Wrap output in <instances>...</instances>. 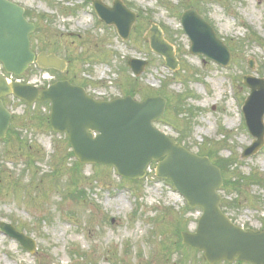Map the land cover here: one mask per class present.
Returning <instances> with one entry per match:
<instances>
[{"label":"rangeland","instance_id":"obj_1","mask_svg":"<svg viewBox=\"0 0 264 264\" xmlns=\"http://www.w3.org/2000/svg\"><path fill=\"white\" fill-rule=\"evenodd\" d=\"M93 1L15 0L40 27V51L69 61L61 76L34 67L23 80L67 78L98 99L132 90L137 100L162 95L168 105L156 126L221 169L222 208L237 225L264 230V146L241 158L254 141L243 114L250 94L243 77L264 78V0H121L138 14L127 41L100 22ZM190 6L231 49L228 68L189 53L181 16ZM152 24L175 48L178 71L144 40ZM132 58L149 62L139 78L128 66ZM6 107L12 122L0 141V222L35 240L37 249L29 253L0 231V264H206L180 237L187 222L195 231L201 211L186 208L173 185L156 177V164L140 183L109 166L82 165L67 137L53 132L50 105L10 98Z\"/></svg>","mask_w":264,"mask_h":264},{"label":"water","instance_id":"obj_2","mask_svg":"<svg viewBox=\"0 0 264 264\" xmlns=\"http://www.w3.org/2000/svg\"><path fill=\"white\" fill-rule=\"evenodd\" d=\"M94 7L106 24L116 26L122 39H129L136 14L122 1L116 0L110 8L101 0H95ZM24 13L15 3L0 0V61L5 70L23 76L30 65L37 63L44 69L64 72L66 61L55 54L37 56L31 50L30 35L38 28L27 21ZM181 20L191 40V54H203L224 67L231 65L233 57L229 47L195 7L186 11ZM145 39L152 50L165 59L170 70L179 69L175 50L157 25H152ZM128 64L139 77L149 63L131 59ZM250 68L254 69L253 62ZM243 84L251 90L243 113L249 132L255 138L242 154V159H247L264 146V78L247 75L243 77ZM10 96L29 105L50 102L52 129L68 136L81 164L113 166L121 177L135 181L146 176L150 164L158 163L157 177L170 180L190 207L203 211L196 232L183 233L182 238L184 245L203 252L208 264L235 261L264 264V231L237 226L221 209L219 192L224 179L220 168L210 158L189 151L154 126V122L165 115L167 100L162 96L149 97L142 102L131 96L97 101L68 81L39 89L20 83L8 84L0 76V140L6 137L12 119L3 103V99ZM0 230L31 253L35 252V241L11 225L0 223Z\"/></svg>","mask_w":264,"mask_h":264},{"label":"flooded vegetation","instance_id":"obj_3","mask_svg":"<svg viewBox=\"0 0 264 264\" xmlns=\"http://www.w3.org/2000/svg\"><path fill=\"white\" fill-rule=\"evenodd\" d=\"M9 1H15V0H9ZM25 16H26V18L30 21V15L28 14V11H27V9H25ZM31 22V21H30ZM36 25V24H35ZM38 33V31L35 33V34H33L32 36H31V48H32V50H34L36 53H40L39 52V45H38V41H34V37L36 36V34ZM43 51V50H42ZM34 67H31L30 69L32 70ZM29 69V70H30ZM68 73V72H67ZM71 82H72V80H71ZM74 82V81H73Z\"/></svg>","mask_w":264,"mask_h":264},{"label":"trees","instance_id":"obj_4","mask_svg":"<svg viewBox=\"0 0 264 264\" xmlns=\"http://www.w3.org/2000/svg\"><path fill=\"white\" fill-rule=\"evenodd\" d=\"M130 95H132V96H136L138 93H137V91L135 90H132V92L131 93H129ZM188 223L189 222H187L186 224H185V228L184 229H186L187 230V226H188Z\"/></svg>","mask_w":264,"mask_h":264}]
</instances>
